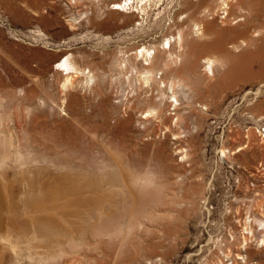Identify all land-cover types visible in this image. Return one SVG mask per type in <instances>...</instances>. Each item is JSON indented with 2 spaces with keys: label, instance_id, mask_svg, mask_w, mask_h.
<instances>
[{
  "label": "rangeland",
  "instance_id": "obj_1",
  "mask_svg": "<svg viewBox=\"0 0 264 264\" xmlns=\"http://www.w3.org/2000/svg\"><path fill=\"white\" fill-rule=\"evenodd\" d=\"M122 1L0 0V153L12 141L0 227L16 243L0 264H264V0L229 16L211 0L205 35L175 47L187 65L178 110L169 88L164 101L136 100L123 64L176 34L185 0H157L145 20L137 0L112 9ZM246 23L235 45L213 48ZM67 56L82 74L58 68ZM231 66L256 76L238 80ZM157 104L163 117L150 114Z\"/></svg>",
  "mask_w": 264,
  "mask_h": 264
},
{
  "label": "bare ground",
  "instance_id": "obj_2",
  "mask_svg": "<svg viewBox=\"0 0 264 264\" xmlns=\"http://www.w3.org/2000/svg\"><path fill=\"white\" fill-rule=\"evenodd\" d=\"M132 1L133 0H124L121 3H115L113 5L112 9L114 11H124L125 8H127V6H130L132 4L131 3ZM158 1H159V3L162 2V0H158ZM158 1L157 0H137L138 4H141V9L139 8V13H140L139 15H141V16L143 15V17H142L143 20H145L144 15L147 14L148 6H151V4L156 3ZM214 1H215V3H219L221 8L223 7V10L226 12L227 16L232 15V7H242L243 8L244 3H245V0H214ZM134 3H135V1L133 2V4ZM173 4H174V1H171L169 4L163 3L161 5L165 6V5H173ZM117 5L122 6L123 10H120L119 8L114 7ZM182 5H184L183 10L177 9L174 16L170 19V21H172V25L169 27V29L174 28L176 30V34L174 36H171V37L164 36L165 39L163 40V42L161 41L162 42L161 44H159V39H158V41L155 39L152 43H150V41H149V43L145 42V44H142V46H140L138 49L136 48L137 50H136L135 55H130V56L128 55L126 60H124L125 61L124 64L121 62L123 64V69H125V70L130 69V73H132L131 75H129L130 80H132V81L136 80V83H140V87H139L138 95L136 96V100L147 98V99H152V100H156V101H164V94H166L164 88H169L172 91L171 97L174 99L171 102L175 103V105H174L175 110H178V108H179L180 104H178V100H177V97L175 94V88H176V84L182 83V81H183L182 72L184 71V69L186 68L187 65H186V62L184 61V64L182 66H180V63L182 62V57L184 56V53L183 54L180 53L179 55L175 54V47L176 46L179 47L180 51L185 50L186 45L190 44V41H189L190 40V38H189L190 34H193L195 36L205 35V31L203 30L201 23L197 22L198 17L200 15H203L205 13H210L213 11V9L211 8L213 5L211 0H185L181 4V6ZM160 13H162V12H160ZM184 14H186V18L183 20H180L181 16ZM133 17H135V16H133ZM73 20H74V18H73ZM161 22H163V20H161ZM139 26L141 27V26H143V24L139 23ZM155 26H152V27L154 28ZM244 26L246 27L244 32H238V30H234V29L230 30L229 29V30L223 31L222 33H219L218 39L213 44V48H218L222 52V51H226V46L228 44L235 45L236 41L238 40L237 36H239V35L240 36H246V34L249 33L250 29H249L248 23L244 24ZM141 28H143V27H141ZM162 33H163V31H162ZM229 34L234 35V36H226ZM149 36L155 37V33H153V32L149 33ZM139 38L140 37L137 36V39H139ZM161 46H162V48H161ZM160 55L165 56V59L160 61V58H161ZM72 59H73L72 56H71V58H70V56H67L64 60H62L60 63H58V68L61 71L65 72L66 75H70L71 73L72 74H82L83 70L80 68V66L77 64V62H73ZM139 60H144V62H145L144 65L139 64L138 63ZM205 65H206L205 66L206 71L210 75L214 76L215 75L216 60L212 59V57L206 58L205 59ZM230 70L234 73L236 72L235 75L238 77V80L244 79L245 81H247L250 79H254V77L256 76V74L252 73L251 71L243 72L237 66H231ZM159 73H161L160 77H159ZM230 78H231V76H230ZM70 82H71V77H68L66 80V83L69 84ZM145 87H147V88H145ZM150 92H152V95L148 96V93H150ZM160 106H161V104H157V106H156L157 108H155L153 111H151L150 114L153 113V114L158 115L159 117L160 116L163 117L162 113L165 110H161ZM133 110H134V107L132 106V104H130V105H128L126 113L131 114V116H132ZM1 141H2L1 143L4 146V152L0 153V170H3L6 168L7 165L10 164L9 163V161H10V148L12 145V141L7 136H4ZM222 153H223V156L226 157L225 152L223 151ZM112 155H113V153H112ZM16 158H17V162L19 163V161L21 160L20 154H18ZM19 167H20V169H23L24 165L19 166ZM40 188H41V186H40ZM3 195H1V196H3ZM41 195H44L42 189H40V191H38L37 195L35 196V201H36L37 205H39V203H40L39 202V199H40L39 196H41ZM2 199L3 198H1V200ZM1 202H3V201H1ZM42 207L44 209V206H42ZM39 223H40L39 224L40 227H43V229H42L43 234L45 233L44 231H46V229H48V230L50 229V226L47 223H45L44 221L39 220ZM2 226L0 227V248L8 246V247H6V250H7V248H10L11 250L16 251V243L13 240V236L10 235L11 233L8 231H6V233H5L2 230ZM50 231H52V230H50ZM43 236L45 237V235H43ZM2 249H4V248H2ZM3 251H5V249ZM38 253L34 252L33 255L34 256L38 255Z\"/></svg>",
  "mask_w": 264,
  "mask_h": 264
},
{
  "label": "snow or ice",
  "instance_id": "obj_3",
  "mask_svg": "<svg viewBox=\"0 0 264 264\" xmlns=\"http://www.w3.org/2000/svg\"><path fill=\"white\" fill-rule=\"evenodd\" d=\"M114 7H117V8H119L120 10H123V7H122V6L117 5V6H114Z\"/></svg>",
  "mask_w": 264,
  "mask_h": 264
},
{
  "label": "built area",
  "instance_id": "obj_4",
  "mask_svg": "<svg viewBox=\"0 0 264 264\" xmlns=\"http://www.w3.org/2000/svg\"><path fill=\"white\" fill-rule=\"evenodd\" d=\"M262 132H264V129H262Z\"/></svg>",
  "mask_w": 264,
  "mask_h": 264
}]
</instances>
